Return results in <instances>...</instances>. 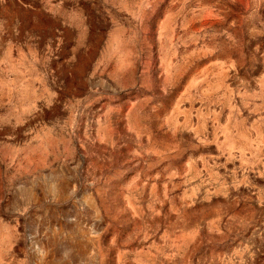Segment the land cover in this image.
<instances>
[{"label":"rangeland","instance_id":"374dc122","mask_svg":"<svg viewBox=\"0 0 264 264\" xmlns=\"http://www.w3.org/2000/svg\"><path fill=\"white\" fill-rule=\"evenodd\" d=\"M0 264H264V0H0Z\"/></svg>","mask_w":264,"mask_h":264}]
</instances>
